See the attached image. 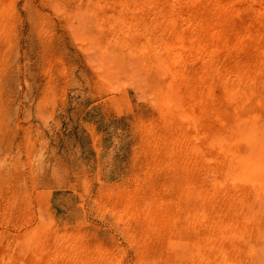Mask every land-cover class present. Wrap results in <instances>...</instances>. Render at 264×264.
Listing matches in <instances>:
<instances>
[{
    "label": "rangeland",
    "instance_id": "374dc122",
    "mask_svg": "<svg viewBox=\"0 0 264 264\" xmlns=\"http://www.w3.org/2000/svg\"><path fill=\"white\" fill-rule=\"evenodd\" d=\"M118 2L0 0V264H264L158 154L154 24Z\"/></svg>",
    "mask_w": 264,
    "mask_h": 264
},
{
    "label": "bare ground",
    "instance_id": "6f19581e",
    "mask_svg": "<svg viewBox=\"0 0 264 264\" xmlns=\"http://www.w3.org/2000/svg\"><path fill=\"white\" fill-rule=\"evenodd\" d=\"M138 6L154 24L146 67L159 78L162 117L175 125L167 137L152 131L158 154L169 158L174 180L208 186L207 196L243 221L239 236L264 250V0H119L117 7Z\"/></svg>",
    "mask_w": 264,
    "mask_h": 264
}]
</instances>
